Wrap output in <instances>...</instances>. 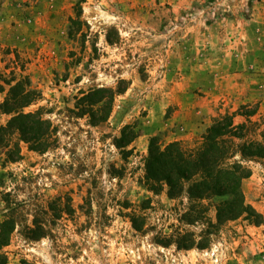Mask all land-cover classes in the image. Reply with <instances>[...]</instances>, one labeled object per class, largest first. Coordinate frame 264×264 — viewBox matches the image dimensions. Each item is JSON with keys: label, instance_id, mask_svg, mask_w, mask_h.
<instances>
[{"label": "rangeland", "instance_id": "rangeland-1", "mask_svg": "<svg viewBox=\"0 0 264 264\" xmlns=\"http://www.w3.org/2000/svg\"><path fill=\"white\" fill-rule=\"evenodd\" d=\"M233 1L195 0L175 15L159 0H83L78 19L80 0H0V71L14 68L40 92L25 112L41 110L58 140L43 154L20 143L15 163L0 157V222L16 204L20 224L35 216L47 233L27 241L14 229L3 249L6 264H264V180L244 185L252 173L264 175L263 161L250 163L242 182L256 218L226 223L202 251L152 243L177 224L174 202L141 183L150 137L193 147L217 112L241 105L254 111L251 122L264 123V0H237L239 16L229 9ZM172 27L178 36L171 65L165 51ZM233 73L239 78L222 81ZM119 80L129 85L105 123L90 127L69 111L78 91L115 89ZM7 120L0 116V125ZM126 125L139 136L117 149L114 139ZM257 135L250 126L249 138ZM131 211L145 217L146 235L132 229L125 216Z\"/></svg>", "mask_w": 264, "mask_h": 264}, {"label": "trees", "instance_id": "trees-1", "mask_svg": "<svg viewBox=\"0 0 264 264\" xmlns=\"http://www.w3.org/2000/svg\"><path fill=\"white\" fill-rule=\"evenodd\" d=\"M81 1L76 5L78 19ZM71 24L73 27L79 25L72 21ZM106 41L110 44L108 38ZM128 85L129 82L119 80L115 89L80 90L69 111L75 118L85 120L88 126L97 127L108 120L115 97L125 92ZM0 96V116L8 117L5 125H0V157H4L5 162L21 160L20 143L39 154L55 147L57 130L52 122L44 118L41 110L25 112L41 98L28 78L16 75L14 68L5 66L4 71H0ZM247 107L241 106L239 112H217L200 142L193 147H185L177 141L163 145L159 137L149 138L141 183L154 195L165 192L167 199L174 202L172 210L177 222L169 227L168 234H155L151 240L154 245L176 251L207 250L226 223L256 218L254 210L245 201L242 182L250 177V163L264 161V127L261 128L264 123L251 122L255 113L242 111ZM238 117H244L245 121L235 123ZM250 126L258 131V138H249ZM138 136L135 127L126 125L120 137L114 139V145L117 149L126 148ZM146 208L141 206L140 209ZM17 212L16 204L15 208L9 207L8 215L0 222V264L7 262L3 249L17 227L27 241H38L47 236L43 222L33 216L30 225L20 224L16 220ZM125 216L134 231L141 235L148 233L142 214L131 211Z\"/></svg>", "mask_w": 264, "mask_h": 264}, {"label": "crops", "instance_id": "crops-1", "mask_svg": "<svg viewBox=\"0 0 264 264\" xmlns=\"http://www.w3.org/2000/svg\"><path fill=\"white\" fill-rule=\"evenodd\" d=\"M162 3H166V4H171V10L172 12L175 14V15H179L181 13V11H183V9H188L195 0H159ZM229 9H232V13L233 15L235 16H239L242 15V10H243V5L242 4H239V2L236 0H234L231 4H229ZM237 24V23H236ZM242 22L240 21L236 27H235V31L238 33H242ZM178 29V27H172V31H171V37H170V40L168 41V46L169 47L168 49H166V55L167 57H170V64L172 65V63H174V57L173 56V50L175 49L174 48V45H175V40L178 36V33L176 32ZM225 32L228 34H232V27H231V24L229 25V27H227V29H225ZM176 33V35H174ZM170 47H171V53H170V56H169V50H170ZM217 47L216 44L214 43L213 46L211 48L213 49H216L217 50ZM220 49V48H219ZM225 52V51H224ZM215 55V53H211V56ZM227 55V54H226ZM160 61H162V58H158ZM158 60V61H159ZM218 60L217 58H211L210 62L213 63L214 61ZM228 78H230V80H232L233 78L234 79H237L239 78V75L237 73H233L231 76L227 75L226 77H223L221 78L222 81H225L227 82L228 81ZM241 106H244V105H241ZM240 106V107H241ZM264 162V161H263ZM264 174V172H263ZM261 181V180H264V175H261L259 174V172H254L252 173L251 177L247 180L244 181V185L247 187L249 186L250 184H253V181ZM243 185V187H244ZM254 207L257 206V205H260V203H253L252 204Z\"/></svg>", "mask_w": 264, "mask_h": 264}]
</instances>
